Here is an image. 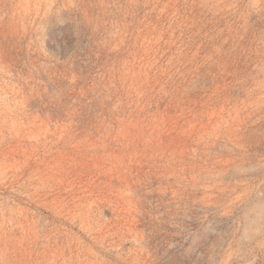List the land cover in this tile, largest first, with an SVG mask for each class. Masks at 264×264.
<instances>
[{
    "label": "rangeland",
    "instance_id": "rangeland-1",
    "mask_svg": "<svg viewBox=\"0 0 264 264\" xmlns=\"http://www.w3.org/2000/svg\"><path fill=\"white\" fill-rule=\"evenodd\" d=\"M0 264H264V0H0Z\"/></svg>",
    "mask_w": 264,
    "mask_h": 264
}]
</instances>
